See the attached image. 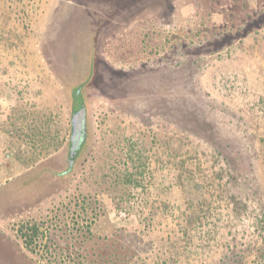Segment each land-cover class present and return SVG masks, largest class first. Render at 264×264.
Returning a JSON list of instances; mask_svg holds the SVG:
<instances>
[{
    "label": "rangeland",
    "instance_id": "1",
    "mask_svg": "<svg viewBox=\"0 0 264 264\" xmlns=\"http://www.w3.org/2000/svg\"><path fill=\"white\" fill-rule=\"evenodd\" d=\"M0 103V264H252L229 194L264 200V0H0Z\"/></svg>",
    "mask_w": 264,
    "mask_h": 264
},
{
    "label": "trees",
    "instance_id": "2",
    "mask_svg": "<svg viewBox=\"0 0 264 264\" xmlns=\"http://www.w3.org/2000/svg\"><path fill=\"white\" fill-rule=\"evenodd\" d=\"M81 86L82 85L80 84L74 90L75 98L82 95L83 91L81 89ZM87 130L88 127L86 124L85 130H83L81 134L80 144L75 148L74 154L72 156L71 154H69V159L70 160L72 159L73 163L71 165L69 160V166L67 171L73 169L77 159L80 157V155L84 150L88 135ZM133 151L134 150H130L131 154L128 153L129 155L128 157L131 160H133L132 161L133 164L131 166H128L123 171L122 174L124 180L127 183V188L131 186L132 189L147 191L148 188L146 186L147 184L144 182V175L147 173L148 167L145 164L146 163L145 160H141V157H138L139 161L137 162L136 160H134V157L132 155ZM220 178L221 177L219 178L212 177L210 178V181L213 182L216 181V179H220ZM182 180L187 185V193L189 195L187 204L190 208H195L197 203H199L201 199L205 196V183L200 182L199 180L197 181L195 175L193 174V171L191 170L184 171V173L182 174ZM218 181H219L218 184L222 183L221 180ZM26 183L28 182H24V184ZM229 195H230L229 196L230 202L233 203V211L236 217L238 218L239 221H242L243 226L245 224L248 227L247 229L244 230L245 232H247L246 234L254 239L253 240L254 258L252 259V264H264V200L260 199L257 203H253V202H249V200H247L248 198H242V197L240 198L234 193H231ZM245 220H249L248 224H246ZM19 233L23 238V240L25 241V243L27 244V246H30L33 244L34 239H36V237H39L40 235V225L37 222L22 223L19 228ZM72 235L80 239V241H82V243H84L85 246L97 242L95 235L90 231L89 228L86 229V231H83V233L73 232ZM250 246H252V244ZM83 257H84L83 262L86 263V260L88 261L87 255L84 254ZM109 259L112 260L113 259L112 256H110Z\"/></svg>",
    "mask_w": 264,
    "mask_h": 264
},
{
    "label": "water",
    "instance_id": "3",
    "mask_svg": "<svg viewBox=\"0 0 264 264\" xmlns=\"http://www.w3.org/2000/svg\"><path fill=\"white\" fill-rule=\"evenodd\" d=\"M87 124V110L86 107H82L79 110H75L72 115V137H71V156L74 154L75 148L80 144L81 134L85 130ZM72 165L73 160H70ZM70 165V167H71Z\"/></svg>",
    "mask_w": 264,
    "mask_h": 264
},
{
    "label": "built area",
    "instance_id": "4",
    "mask_svg": "<svg viewBox=\"0 0 264 264\" xmlns=\"http://www.w3.org/2000/svg\"><path fill=\"white\" fill-rule=\"evenodd\" d=\"M3 112V107H2V105H1V103H0V114ZM124 215H126V213L125 212H120V216H124Z\"/></svg>",
    "mask_w": 264,
    "mask_h": 264
},
{
    "label": "flooded vegetation",
    "instance_id": "5",
    "mask_svg": "<svg viewBox=\"0 0 264 264\" xmlns=\"http://www.w3.org/2000/svg\"><path fill=\"white\" fill-rule=\"evenodd\" d=\"M71 146H72V142H71V145H70V151H69V154H70V152H71ZM70 160V159H69Z\"/></svg>",
    "mask_w": 264,
    "mask_h": 264
}]
</instances>
